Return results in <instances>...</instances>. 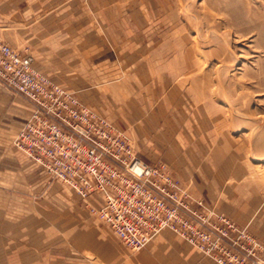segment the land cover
Here are the masks:
<instances>
[{"label":"crops","instance_id":"0c3cea01","mask_svg":"<svg viewBox=\"0 0 264 264\" xmlns=\"http://www.w3.org/2000/svg\"><path fill=\"white\" fill-rule=\"evenodd\" d=\"M168 22L156 16L154 0H0L2 40L21 49L29 46L36 67L56 83L78 90L85 103L117 116L115 124L136 142L147 140L150 131L152 136L158 128L154 141L165 146L161 132L164 111L166 105L178 100L172 95H177L178 87L171 85L163 69V58L170 55L172 46L170 34L165 33ZM168 94L170 101L165 100ZM33 110L24 95L0 83V264H69L68 259L54 257L52 251L44 255L43 248L52 245L43 235L60 230L67 240L71 234L74 242V193L88 214L87 204L99 205L100 201L96 197L82 199L14 144ZM165 121L170 125L168 117ZM168 128L167 137L177 148L172 133L178 127L172 123ZM141 145H146L145 140ZM185 145L191 149L198 144L190 141ZM180 173L195 177L185 169ZM195 180L194 192L223 210L215 204L217 196L207 189L213 182ZM222 207L234 213L232 206ZM250 211L239 213L238 220L228 214L248 224L264 241V217L252 228L245 222ZM210 259L199 258L194 263L215 264ZM144 261L154 263L148 257Z\"/></svg>","mask_w":264,"mask_h":264},{"label":"rangeland","instance_id":"374dc122","mask_svg":"<svg viewBox=\"0 0 264 264\" xmlns=\"http://www.w3.org/2000/svg\"><path fill=\"white\" fill-rule=\"evenodd\" d=\"M237 1L236 5V0H154L156 16L169 19V24L164 27L165 33L170 34L172 46L170 55L163 58V69L168 72L171 85L178 87L177 95L172 93L178 100L176 104L166 105L168 107L164 112L171 121L170 125L174 123L178 127L172 131V138L178 142V147H174L167 137L171 130L166 129L170 125H166L165 116L161 132L166 146L154 141L158 128L152 131V136L150 131L147 140L143 138L136 142V138L130 137L134 145L139 143V154L156 162H166L195 195L203 196L193 190L195 177L199 181L213 182L212 188L207 186V189L217 196L215 204L223 208L221 211L237 219L239 213L249 208L251 213L245 222H250V227L254 228L255 222L264 217V26L248 30L241 37L233 27L236 28L235 24L240 20L239 27L247 28L236 13L237 9L243 11L245 4L258 8L260 13L258 9L254 12L263 21L264 0ZM230 19L232 24H229ZM214 29L220 34L225 33L224 39L215 35ZM10 45L32 55L29 46L21 49ZM223 49L231 57L221 71L225 83L219 82L215 71V66L222 63V57L224 59V55H217L215 51ZM237 53L243 54L240 61L235 56ZM187 62L192 63L193 68ZM232 90H236L235 96L231 95ZM74 91L79 96L78 90ZM170 99L168 94L165 100ZM90 106L112 121L119 122L117 116L112 117ZM151 121L154 123L152 118ZM144 140L146 145H141ZM190 141H196L198 145L191 149L186 147L185 143ZM182 169L193 172L195 177H184L180 173ZM55 178L69 187L63 180ZM74 197V242L71 234L67 240L62 231L53 230L50 235H43L52 245V248H43L44 255L52 251L54 257L68 259L69 264H146V257L154 261H149L150 264H195L199 258L210 259L169 228L158 232L146 246L132 249L123 244L100 218L93 213L88 214L76 193ZM223 205L232 206L234 213L226 211Z\"/></svg>","mask_w":264,"mask_h":264},{"label":"built area","instance_id":"2783aa9c","mask_svg":"<svg viewBox=\"0 0 264 264\" xmlns=\"http://www.w3.org/2000/svg\"><path fill=\"white\" fill-rule=\"evenodd\" d=\"M0 83L34 107L14 143L82 199L96 197L90 212L127 246L169 228L215 264H264V241L248 225L195 195L166 162L145 160L125 129L1 38Z\"/></svg>","mask_w":264,"mask_h":264},{"label":"bare ground","instance_id":"6f19581e","mask_svg":"<svg viewBox=\"0 0 264 264\" xmlns=\"http://www.w3.org/2000/svg\"><path fill=\"white\" fill-rule=\"evenodd\" d=\"M227 1V0H226ZM230 1V0H229ZM244 1V0H243ZM237 0H236V3L234 2V4H236L237 5ZM245 2V1H244ZM243 3V2H242ZM242 3H241V6H242ZM214 4V3H213ZM217 4V3H216ZM234 4H232V5H234ZM220 5V4H219ZM228 5H230V4H228ZM231 5V6H232ZM244 5V4H243ZM217 6H218V4H217ZM246 6V7H245ZM245 6H244V8L245 9H243V11L242 10H236V13L238 14V16H239V18L241 17L242 18V20H241V22L242 23H245V24H247V28L245 27V28H240L239 27V24L240 23H238V22H240V20H238V22H236V24H235V26H236V28L235 27H233L236 31H238V33H240V35H239V37H241V36H243V33H245L246 31H248V30H251V29H258V27L259 28H262L263 26H264V20L263 21H260L259 20V18L258 17H260V16H258L257 15V13H255L254 11L256 10V9H258V8H254V6H252L251 7V5L250 4H245ZM215 7V6H214ZM219 7H221V6H219ZM219 7H218V9H219ZM223 7V6H222ZM240 7V6H239ZM243 7V6H242ZM230 8V7H229ZM228 8V9H229ZM234 8V7H233ZM254 8V9H253ZM223 9H226V8H223ZM217 10V9H216ZM220 10V9H219ZM230 10V9H229ZM258 13H260V11H259V9H258V11H257ZM218 13V12H217ZM223 13H225V10H224V12ZM229 13H230V11H229ZM237 14L236 15H234V14H232L233 16H237ZM221 15V14H220ZM230 15V14H229ZM209 17V16H208ZM207 17V18H208ZM230 17V16H229ZM232 17V16H231ZM225 18V17H224ZM227 18V17H226ZM234 18V17H233ZM232 18V19H233ZM237 18V17H236ZM240 18V19H241ZM220 23H222V22H220ZM223 23H224V20H223ZM222 23V24H223ZM226 23V22H225ZM229 24H232V20L230 19V22H229ZM214 25V24H213ZM225 25V24H224ZM223 25V26H224ZM219 26V25H218ZM219 28V27H218ZM227 28V27H226ZM232 29V28H231ZM234 29H232V30H234ZM234 30V31H235ZM260 30V29H259ZM262 30V29H261ZM214 32H215V35H219V36H221L222 38L224 37L223 35H225V33L224 34H222V32H221V34L219 33V31L217 30V29H214ZM261 32V31H260ZM250 33V32H249ZM202 34V33H201ZM232 34V33H231ZM247 34V33H246ZM262 34H264V33H262ZM227 35V37L229 36L228 35V33L226 34ZM230 37V36H229ZM260 37H262V36H260ZM244 38V37H243ZM216 39V38H215ZM224 39V38H223ZM226 39V38H225ZM231 39V38H230ZM263 39H264V37H263ZM262 39V40H263ZM237 40H240V39H237ZM225 41H229V39L227 40H225ZM258 42V41H257ZM258 44H260V43H258ZM262 44V43H261ZM261 46V45H260ZM264 46V45H263ZM264 48V47H263ZM234 50V49H233ZM243 50V49H242ZM232 51V50H231ZM240 52H242V51H240ZM215 53L217 54V55H220V56H222V55H224V59H223V57H222V59H221V61H222V63L221 62H219L216 66H215V71H216V73L218 74V78H219V82H222L223 80H222V77H221V71H222V68L226 65V62H227V60H231V57L228 55V53H227V51L225 50V49H223L221 52H217V51H215ZM232 54H234V53H232ZM243 54H241V53H237V54H235V56H236V58L240 61L241 60V57H243L242 56ZM245 57V56H244ZM244 62V61H243ZM188 63V66L189 67H192L193 68V64L192 63H190V62H187ZM228 66V65H227ZM242 67V66H241ZM227 68H229V67H227ZM238 68H240V67H238ZM260 68V67H259ZM262 69V68H261ZM226 71V70H225ZM248 71V70H247ZM254 73H255V71H253ZM225 74V73H224ZM249 74H250V72H249ZM230 75V74H229ZM246 76V75H245ZM248 76V75H247ZM252 76V75H251ZM254 76V75H253ZM256 78V77H255ZM205 79H206V81H207V78L205 77ZM260 79V78H259ZM214 80V79H213ZM232 80H233V78H232ZM238 80H239V78H238ZM225 81V80H224ZM223 81V82H224ZM235 81V80H234ZM205 82V81H204ZM206 83V82H205ZM204 83V84H205ZM209 83H210V81H209ZM225 83V82H224ZM233 83V82H232ZM235 83V82H234ZM240 83V82H239ZM242 83V82H241ZM208 84V83H207ZM218 85V84H217ZM220 85V84H219ZM241 84H238L237 86H240ZM224 86V85H223ZM227 86V85H226ZM225 86V87H226ZM243 86H245V84L243 85ZM224 87V88H225ZM235 87V86H234ZM221 88V87H220ZM233 88V87H232ZM231 88V89H232ZM237 88V87H236ZM240 88V87H239ZM243 88V87H242ZM248 88V87H247ZM246 88V89H247ZM222 89V88H221ZM221 91H223V90H221ZM224 92H225V90H224ZM229 92V91H228ZM232 92H233V90H232ZM234 92H236V90L234 91ZM233 92V94H231V95H234L235 93ZM226 94V93H225ZM235 96V95H234ZM240 96V95H239ZM249 100V99H248ZM183 102V101H182ZM196 130V129H195ZM190 140V139H189ZM204 147V146H203ZM262 165V164H261Z\"/></svg>","mask_w":264,"mask_h":264}]
</instances>
